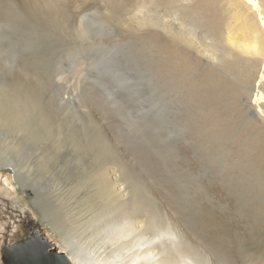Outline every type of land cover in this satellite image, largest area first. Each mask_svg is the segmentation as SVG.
Masks as SVG:
<instances>
[{
  "label": "rangeland",
  "instance_id": "rangeland-1",
  "mask_svg": "<svg viewBox=\"0 0 264 264\" xmlns=\"http://www.w3.org/2000/svg\"><path fill=\"white\" fill-rule=\"evenodd\" d=\"M236 4L0 0V264L28 213L75 263L264 264V30L249 9L261 49L230 47Z\"/></svg>",
  "mask_w": 264,
  "mask_h": 264
},
{
  "label": "water",
  "instance_id": "water-1",
  "mask_svg": "<svg viewBox=\"0 0 264 264\" xmlns=\"http://www.w3.org/2000/svg\"><path fill=\"white\" fill-rule=\"evenodd\" d=\"M8 238L1 250L4 264H73L29 213L15 222L13 233Z\"/></svg>",
  "mask_w": 264,
  "mask_h": 264
},
{
  "label": "bare ground",
  "instance_id": "bare-ground-1",
  "mask_svg": "<svg viewBox=\"0 0 264 264\" xmlns=\"http://www.w3.org/2000/svg\"><path fill=\"white\" fill-rule=\"evenodd\" d=\"M237 1L239 4H236L233 12H231V18L233 19L234 23L231 28H229L227 43L230 47L234 49L239 50V48H241L245 51L247 50L248 52H256V50L259 51L261 49L258 47L260 43L258 44L257 38V32L259 31V29L257 23L251 21L248 17L249 15L247 13V10L250 9L256 15L258 21L261 23L259 24L262 25V29L264 30V0H240L242 3L245 4V7L241 4L239 0ZM243 7L245 8V11H243ZM262 33L264 37V32ZM91 253H93L94 255L93 258L87 259L86 257H81L83 259L79 258L76 263L73 261L74 264H85V260H90V262L93 264L94 262L99 263V260L97 259L98 256L95 255V252ZM174 264H188V262L181 259L177 260ZM196 264L200 263L197 262Z\"/></svg>",
  "mask_w": 264,
  "mask_h": 264
}]
</instances>
